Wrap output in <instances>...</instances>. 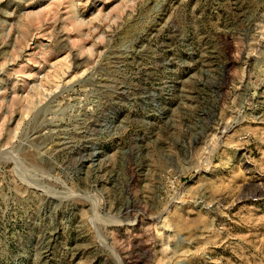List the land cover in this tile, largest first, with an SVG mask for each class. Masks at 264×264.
<instances>
[{
	"label": "rangeland",
	"instance_id": "1",
	"mask_svg": "<svg viewBox=\"0 0 264 264\" xmlns=\"http://www.w3.org/2000/svg\"><path fill=\"white\" fill-rule=\"evenodd\" d=\"M0 264H264V0H0Z\"/></svg>",
	"mask_w": 264,
	"mask_h": 264
}]
</instances>
